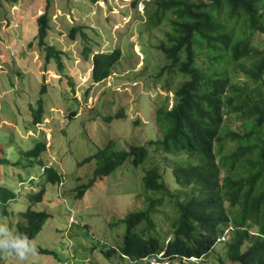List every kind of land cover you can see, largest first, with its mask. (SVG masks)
<instances>
[{
    "label": "rangeland",
    "instance_id": "obj_1",
    "mask_svg": "<svg viewBox=\"0 0 264 264\" xmlns=\"http://www.w3.org/2000/svg\"><path fill=\"white\" fill-rule=\"evenodd\" d=\"M145 1L150 0H19L16 5L0 6V159L7 161L0 163V181L16 195L0 225L14 233L20 214L29 207L28 196L42 188L44 201L33 209L49 215L32 240L35 253L20 260L5 252L4 264H133L119 252L126 230L120 221L146 208L145 172L157 168L164 181L176 187L164 154L148 142L160 138L156 112L173 106L183 79L177 74L173 81L164 70L169 62L158 46L169 28L166 23L153 27L143 22ZM48 9L51 30L46 43L62 51L63 71L55 58L47 60L48 53L38 41L37 20ZM74 27H81L85 36L78 32L72 39ZM262 40L257 35L256 42ZM86 48L89 58L83 54ZM116 48L122 58L113 75L94 84L93 56L111 54ZM38 105L44 109L40 123L33 116L42 115L30 110ZM117 114L121 117L116 118ZM109 140L118 151L144 146L149 157L139 167L129 159L79 198V188L93 179L96 169L95 160L82 163ZM38 143L47 144L48 149L41 158H31L30 149ZM45 167L56 168L62 183H49L43 174ZM158 221L165 234L170 233V225ZM111 250L117 253L108 258L105 254ZM221 262L233 264L222 243L198 262L148 261Z\"/></svg>",
    "mask_w": 264,
    "mask_h": 264
},
{
    "label": "trees",
    "instance_id": "obj_2",
    "mask_svg": "<svg viewBox=\"0 0 264 264\" xmlns=\"http://www.w3.org/2000/svg\"><path fill=\"white\" fill-rule=\"evenodd\" d=\"M18 2L0 0V6ZM132 6L137 7V1ZM144 6L143 22L153 27L166 23L169 28L158 46L169 62L164 70L173 81L177 74L183 79L173 106L156 112L160 138L148 142L164 154L176 187L172 189L157 168L145 172L146 208L120 221L126 230L119 252L133 264L148 263L151 258L157 262L201 260L214 251L231 225L230 239L222 243L227 259L233 264H264V40L256 42L257 35L264 38V0H150ZM37 27L47 60L55 58L63 71L62 51L46 43L51 30L49 9L38 18ZM82 30L72 28L70 37L75 40L78 32L84 37ZM83 54L89 58L87 48ZM121 58L118 48L111 54H95L93 83L109 79ZM30 110L42 115L33 116L40 123L43 106ZM47 148L38 143L29 156L40 158ZM148 157L144 146L118 151L109 140L82 163L95 160L96 169L93 179L79 188L78 197L129 159L139 167ZM43 174L49 183L63 181L56 168L47 167ZM44 196L43 188L28 196L29 207L20 214L15 234L32 241L41 233L49 215L33 208ZM15 199L14 191L0 181V218ZM159 219L170 225V233L165 234ZM115 253L105 255L110 258Z\"/></svg>",
    "mask_w": 264,
    "mask_h": 264
},
{
    "label": "clouds",
    "instance_id": "obj_3",
    "mask_svg": "<svg viewBox=\"0 0 264 264\" xmlns=\"http://www.w3.org/2000/svg\"><path fill=\"white\" fill-rule=\"evenodd\" d=\"M11 204L10 206H8L7 214L5 216L9 215L10 213L9 208L11 209ZM5 216L1 217L0 219L4 218ZM17 224H16L14 233H12L11 232L12 230L10 231L6 226L0 225V249H3V259L0 262V264H4V261L7 260L4 258L5 252L10 253V254H15V256L18 257L20 260H24L28 254L35 253L34 245L32 241L29 240L27 235L19 234V233L15 234L17 230V226H18ZM191 261L198 262L199 260L192 258ZM5 264H9V261H6Z\"/></svg>",
    "mask_w": 264,
    "mask_h": 264
},
{
    "label": "built area",
    "instance_id": "obj_4",
    "mask_svg": "<svg viewBox=\"0 0 264 264\" xmlns=\"http://www.w3.org/2000/svg\"><path fill=\"white\" fill-rule=\"evenodd\" d=\"M233 229L234 228L231 225L228 228H226L225 231L223 232V234L220 236L218 242L219 243H226L230 239V236H231Z\"/></svg>",
    "mask_w": 264,
    "mask_h": 264
}]
</instances>
